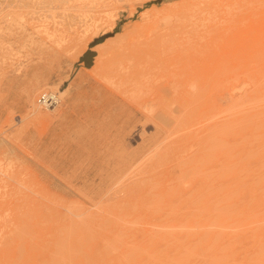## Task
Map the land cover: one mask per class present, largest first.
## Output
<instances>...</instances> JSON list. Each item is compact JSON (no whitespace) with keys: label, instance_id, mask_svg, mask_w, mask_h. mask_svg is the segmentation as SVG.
<instances>
[{"label":"rangeland","instance_id":"1","mask_svg":"<svg viewBox=\"0 0 264 264\" xmlns=\"http://www.w3.org/2000/svg\"><path fill=\"white\" fill-rule=\"evenodd\" d=\"M0 264H264V0H0Z\"/></svg>","mask_w":264,"mask_h":264},{"label":"built area","instance_id":"2","mask_svg":"<svg viewBox=\"0 0 264 264\" xmlns=\"http://www.w3.org/2000/svg\"><path fill=\"white\" fill-rule=\"evenodd\" d=\"M36 104L44 108H51L56 106L60 98L57 92L53 91H42L36 97Z\"/></svg>","mask_w":264,"mask_h":264},{"label":"crops","instance_id":"3","mask_svg":"<svg viewBox=\"0 0 264 264\" xmlns=\"http://www.w3.org/2000/svg\"><path fill=\"white\" fill-rule=\"evenodd\" d=\"M94 52L89 48L85 50L80 56V63L83 64L84 67H88L90 62H92Z\"/></svg>","mask_w":264,"mask_h":264},{"label":"bare ground","instance_id":"4","mask_svg":"<svg viewBox=\"0 0 264 264\" xmlns=\"http://www.w3.org/2000/svg\"><path fill=\"white\" fill-rule=\"evenodd\" d=\"M184 50V49H183ZM148 61V60H147ZM149 67V66H148ZM154 68V67H153ZM141 73H143V72H141ZM147 73V72H146ZM152 74V73H151ZM184 75V74H183ZM145 76V75H144ZM141 78H144V77H141ZM120 79V78H119ZM136 79V78H135ZM134 79V80H135ZM144 79H146V78H144ZM143 79V80H144ZM129 80H130V78H129V75H125V77H124V80H122V82H125L124 83V85L126 84V82L128 83L129 82ZM140 80V79H139ZM121 81V80H120ZM132 82V81H131ZM135 82V81H134ZM144 82V81H143ZM138 83V82H137ZM131 85V84H130ZM136 87V86H135ZM151 87V86H150ZM195 88V87H194ZM60 93L62 94L63 93V91L62 90H60ZM55 107V106H54ZM51 108H53V107H51ZM51 108H46V109H51Z\"/></svg>","mask_w":264,"mask_h":264}]
</instances>
